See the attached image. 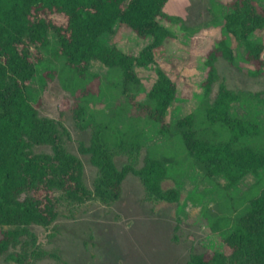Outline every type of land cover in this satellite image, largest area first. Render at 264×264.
Listing matches in <instances>:
<instances>
[{
	"label": "trees",
	"instance_id": "obj_1",
	"mask_svg": "<svg viewBox=\"0 0 264 264\" xmlns=\"http://www.w3.org/2000/svg\"><path fill=\"white\" fill-rule=\"evenodd\" d=\"M168 0H0V256L16 264H32L47 253L37 242L32 226L50 227L60 208L76 209L90 200L104 205L117 201L128 173L135 174L152 201L177 202L180 190L163 188L168 178L165 162L146 154L137 167L141 145L136 141H113L104 133L105 122H85L84 105L71 107L80 128H90L88 144L79 151L88 155L96 169L90 189L83 175L81 159L67 150L56 120L40 116L31 101L29 86L36 68V50L48 42L53 32L57 50L78 77L86 78L91 61L118 67L122 75V94L136 111L160 124L159 132L169 134L166 112L177 93L176 84L164 70L156 68V79L147 92V101L139 102L131 87L140 84L136 66L155 62L154 49L169 34L159 20L165 17ZM224 14V30L244 41V52L236 55L226 38L207 52L204 61L205 94L211 91L219 75V58L235 65L237 57L254 69L251 76L263 75L264 42L249 41V36L264 28V7L255 0H230ZM65 18L59 24L50 16ZM116 22L127 24L138 36L151 41L137 55L101 40ZM238 94L220 82L213 102L206 108L210 126L221 123L229 137L212 140L198 136L193 128L194 115L177 120L187 154L198 161L208 177H223L228 187L246 174L264 168V151L250 145H238L247 136L260 134L259 124L230 112V103ZM47 146L49 151L36 148ZM125 154L127 162L118 167L115 156ZM247 209L235 218L233 227L221 239V247L193 253L187 264H264V186L247 201ZM65 264V263H63Z\"/></svg>",
	"mask_w": 264,
	"mask_h": 264
},
{
	"label": "rangeland",
	"instance_id": "obj_2",
	"mask_svg": "<svg viewBox=\"0 0 264 264\" xmlns=\"http://www.w3.org/2000/svg\"><path fill=\"white\" fill-rule=\"evenodd\" d=\"M229 1L168 0L165 17L159 20L169 34L154 49L153 64L135 67L140 84L132 86L131 92L139 102L147 101L157 67L176 84L177 93L165 117L168 135L159 132V123L148 120L129 104L122 94L118 67L91 61L86 78L78 77L58 53L56 38L49 32L47 44L36 50L30 97L40 116L57 121L65 147L83 163L86 185L93 187L96 169L88 155L79 151L80 144H88L91 129L77 126L71 110L77 102L85 107V122H105L107 137L115 142L136 141L142 146L137 167L146 154L162 159L168 168L162 186L178 188L180 197L177 202L152 201L139 178L128 173L121 197L114 203L104 205L93 199L76 209L62 206L50 227L32 226L38 244L47 253L32 264H187L191 254L221 247L222 237L247 209L248 199L264 186V168L246 174L231 187L223 177H208L202 165L187 154L177 120L192 113L198 136L227 139L229 131L221 123L210 126L206 120V108L223 82L238 94L230 103V112L256 121L261 128L260 134L243 137L238 145L264 151V74H247L245 71L254 67L239 57L235 65L219 58L215 63L218 81L208 94L203 88L206 54L218 40L226 38L236 55L244 52V41L224 30ZM255 1L264 7V0ZM50 17L59 24L65 21L60 14ZM101 40L137 55L151 36H138L127 24L116 22ZM248 40L264 42V28L253 32ZM262 57L264 60V52ZM36 149L49 151L47 146ZM114 160L122 167L127 156L118 154ZM0 264L16 263L0 256Z\"/></svg>",
	"mask_w": 264,
	"mask_h": 264
}]
</instances>
